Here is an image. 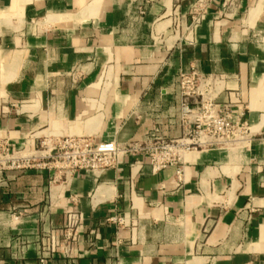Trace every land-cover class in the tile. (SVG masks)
Returning <instances> with one entry per match:
<instances>
[{
	"label": "crops",
	"instance_id": "obj_1",
	"mask_svg": "<svg viewBox=\"0 0 264 264\" xmlns=\"http://www.w3.org/2000/svg\"><path fill=\"white\" fill-rule=\"evenodd\" d=\"M191 68L223 78L216 101L245 110L252 147L190 150L182 179L130 156L101 175L0 172V264H264V0H0V135L13 150L179 136ZM72 208L84 220L67 254Z\"/></svg>",
	"mask_w": 264,
	"mask_h": 264
},
{
	"label": "built area",
	"instance_id": "obj_2",
	"mask_svg": "<svg viewBox=\"0 0 264 264\" xmlns=\"http://www.w3.org/2000/svg\"><path fill=\"white\" fill-rule=\"evenodd\" d=\"M196 22L199 18H195ZM75 79L82 73L75 71ZM180 103L179 136L160 134L157 129L141 138L125 141L97 142L89 135L45 137L36 153L27 154L11 147L10 138L0 135V172H23L31 169L52 170L58 178L68 179L77 172L93 171L101 175L116 169L126 157H145L154 172L170 166L177 167L178 179L183 176V157L193 149H244L252 147L258 131L245 118V110L233 112L230 105L216 101L222 90L223 78L206 75L196 68L181 71L178 76ZM83 214L77 208L67 213L64 230V249H72L77 228L83 223ZM122 224L120 217L110 219ZM38 264H49L45 257Z\"/></svg>",
	"mask_w": 264,
	"mask_h": 264
}]
</instances>
